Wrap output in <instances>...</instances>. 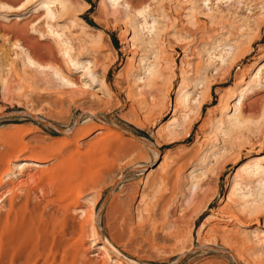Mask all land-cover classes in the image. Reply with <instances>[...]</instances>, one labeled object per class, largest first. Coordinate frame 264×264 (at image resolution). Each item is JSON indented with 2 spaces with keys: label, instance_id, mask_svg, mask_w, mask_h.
<instances>
[{
  "label": "rangeland",
  "instance_id": "obj_1",
  "mask_svg": "<svg viewBox=\"0 0 264 264\" xmlns=\"http://www.w3.org/2000/svg\"><path fill=\"white\" fill-rule=\"evenodd\" d=\"M7 2L0 0V4ZM246 3L69 0L70 13L57 30L68 38L71 56L90 74L86 77L83 67L74 71L68 67V72L63 56L58 63L61 69L56 68L78 85L86 83L82 90L88 91L86 101L98 108L96 116L123 135L105 138V149L100 146L99 151L88 148L97 129L84 139L77 136L83 127L102 123L88 120L71 96L64 95L62 106L51 105L66 88L34 82L43 76L36 75L33 65H25L28 60H24L33 57L31 51L21 50L16 46L20 42L4 30L5 25L30 20L35 5L15 15L0 14V115L30 110L47 122L22 115L0 120V175L8 160L13 165L36 156L47 162L37 169L56 167L57 172L53 182L47 178L31 182L0 203V264H21L20 257L29 264H115L114 257L107 259L100 251L91 223L82 231V219L73 212L81 203L96 211L103 237L134 264H264V175L249 170L244 176L249 181L242 179L231 194L237 167L264 154V73L255 78L264 64V0ZM145 6L150 25L134 10ZM31 28L28 24V33ZM45 38L56 46L54 39ZM45 70L50 72L48 67ZM152 72L160 76L148 92L139 86L148 82ZM103 77L112 97L106 91L99 102L93 92L99 93ZM195 82L203 90L187 87ZM182 83L192 108L190 120L184 118L185 108L174 113ZM245 92L248 106L242 110L238 105ZM171 120L175 125L163 132ZM168 130L179 136L173 140ZM47 145L54 149L45 151ZM129 148L135 152L124 157ZM180 164L187 166L178 178ZM151 168L158 174L165 170L173 174L174 192L149 182ZM193 168L202 182L189 175ZM17 173L12 167L0 189H12L21 178ZM68 185L80 186L98 200L97 207L86 198L72 203L73 195L61 199ZM213 247L229 254L208 250ZM96 253L103 258L94 257ZM232 254L238 255V263Z\"/></svg>",
  "mask_w": 264,
  "mask_h": 264
},
{
  "label": "bare ground",
  "instance_id": "obj_2",
  "mask_svg": "<svg viewBox=\"0 0 264 264\" xmlns=\"http://www.w3.org/2000/svg\"><path fill=\"white\" fill-rule=\"evenodd\" d=\"M102 1L107 3L108 0H102ZM205 1H207V0H205ZM218 1H221V0H218ZM248 1L255 2L256 0H243V2H245V3L248 2ZM68 3H69V0H8L7 3L0 4V14L7 13L9 15H15L17 13H21L23 11H27V9L30 8L29 7L30 4L35 5V11L33 12L32 15L29 16L30 17V20H28L26 22H23L21 24L12 23L10 26H6L5 25L4 26V30L5 31L6 30L7 31H10L12 33L13 37L16 38L20 42V43H17L16 46H18L21 50H24V48H27V49H29L31 51V55L33 57L32 58H31V56L27 57L24 61L28 60V63L25 62V65H28V67L33 65L34 67H36V72H35V73H37L36 75L37 76H43V77H40V79H35L34 78V82H43L45 84L51 85L52 87H58V88L59 87L60 88L62 87V89H63V87L66 88V90H63L61 92L62 95L59 94V96L61 95L60 97L58 96L59 98H57L56 100H54L53 102H51V105L61 104V106H62V105H64V100L66 99L64 95L71 96L70 97L71 100L73 102H78L79 105L81 106V108L83 109V111L88 115V118H89L88 120H94V119H96V120H98V121H100L102 123L101 125H99V124H96L95 125L94 124L91 127L88 126L89 128H86V129L83 127V129H84L83 131L84 132L83 133L80 132L81 134H79L78 136L76 134V136L78 137V139H84L85 137L89 136L92 133V129H94V128L97 129L96 132H94V134H93L94 135L93 137L95 138L94 139L95 141L92 142L91 144H89L88 145V148H89V151H91L93 149L94 150L97 149L96 151H99L101 147H102L101 150L102 149H105V148H103V147H105V145H104L105 143L102 144V142H104L103 140H105V138L107 139L108 137H110V138L111 137L112 138L113 137H116L117 139H121L123 137V135H122V132H120V130L116 129L111 124H109L106 121H104L103 118H100V117H97L96 116V111L97 112L99 111L98 108L96 109V108L93 107V105H92V102L93 101H91V100H90L91 102L86 101L89 96L87 97L85 94L88 93V91H86V90L83 91L82 90V88H87V84L86 83H83L82 85H78L74 80H72V78H68V76L66 77L64 75L65 73L63 74L62 73L63 71L61 72L59 70V69H61L58 66L59 59L63 56L65 58V60L67 61L68 65H69V66H67V64L65 65V66H67V69L69 67V69L71 71H74V70H77V69L83 67V74H84L85 71H87V73H85V76L86 77L87 76L89 77V74H90V71L86 70L87 69V66L86 65H84L83 63L77 61L75 58H73L71 56L70 53H71V50H73V49H72V46L70 45V42H69L68 38H63L62 34H60V32L57 30L58 24L60 22H63L64 21L62 18L65 17V16H67L68 13H70V8H69V4ZM147 8L148 7L145 6V7H142L141 9L140 8L139 9L138 8H135L134 9L137 14H139V15H141V16L144 17V19H145V25L148 24V22H147V16H146V9ZM153 23L149 27V30L154 27L153 26ZM28 24L32 25L31 31L29 33H28V30H27ZM216 24H220V23H216ZM148 25H150V23ZM85 26H87V25H85ZM30 34H32V35L33 34L34 35L40 34L44 38H42V37L41 38L40 37L39 38H35V37H32V36H29ZM45 37H49V38L54 39L55 40V43H56V46L53 45L50 42H46L47 41V38H45ZM39 41H45V42L44 43H41ZM62 59H60V60H62ZM57 66H58L59 69L56 68ZM47 67L49 68L50 72H47L45 70ZM263 68H264V64L257 71V74H255V78H261L262 77V75L264 73ZM69 69H68V72L70 71ZM198 69H199V67H198ZM198 69H197V71H198ZM183 74H185V72H182V75ZM68 75H70V74H68ZM159 76L160 75H158L156 72H154V73L152 72L150 74V76L148 77V82H146V81L143 82V85H141L139 87L141 89L142 88H145L146 91H148V92H152V88L158 84L157 83V79L159 78ZM26 78L27 79H30L28 77H26ZM94 80H95V77L93 76L91 78V83H94ZM80 81H81V78H80ZM80 81H78V82H80ZM183 85L184 84L182 83L180 85L178 91H177L178 98H177V100L175 102L174 113L177 114L181 110L183 111V108H185V116H184V118L186 120H190L191 114H192V108H191V105H189L187 103V100L185 99V97L187 96V94H186L187 91H186L185 86H183ZM187 87L190 88V89L193 88V91H196V92H198L200 90H203L201 87H199V85L196 82L194 84H190V85L188 84ZM126 88L128 89V87H126ZM108 89L109 88H108V83H107L106 77H103L100 80L99 93H94L93 92V95L96 96V98H97V100L99 102H102V100L100 99V96H99L101 93H105L106 91H108L110 93V97H112V94H111V92ZM88 90H90V89H88ZM123 90H124V88H123ZM141 95H143V94H141ZM246 96H247L246 95V92H245V94H242V102L238 105L240 107V109H242V110L245 109L248 106L246 104V102H245V100L247 99ZM201 97L198 98V100H199L198 105H199L200 108L203 106V101H204L203 100V97L202 98ZM70 98L68 97L67 99H70ZM195 100H197V99H194L193 101H195ZM94 102L96 103V101H94ZM171 105L172 104L169 103V106H171ZM238 106H237V104H234L233 107H235V109H237ZM163 108H166V105H164ZM16 114H17L16 116L22 115V116H25V117H28V118H31V119H34V120H37V121H40L42 123H46L47 124L46 121H44L43 119L39 118L37 115H35L34 113H32L30 110H28L27 112L16 113ZM5 118H9V117H1L0 120L1 119H5ZM48 125L51 126V127H53L50 124H48ZM173 125H175L174 120H171L170 122H167V124L165 125V127L163 129V132H166L167 131V128H170ZM60 132L63 133V134H65V135H71V133H72V131H60ZM75 133H76V131H75ZM167 134H168V137L169 136H173L174 137L173 140H175V138H177L179 136V135L175 134L173 132V130L172 131L171 130H168V133ZM16 137L18 138V136L15 135V139H16ZM126 139H128V138H126ZM107 140H105V142ZM138 141L143 142L144 140L138 139ZM8 142H10V139H9ZM121 142H123V141H121ZM10 143H8V144H10ZM64 144H66L65 141H64ZM133 146H135L134 145V142H133ZM135 147H137V149ZM135 147L134 148L136 150H140L141 149V147H140V145L138 143H137V145ZM134 148H129L126 151H124L123 152V156L126 157L131 152L132 153L135 152V149ZM25 149L26 148L21 149V152L25 151ZM50 149H54V147L52 148L51 146H48V145L45 147V151L46 150H50ZM154 149H155V152L158 153V149L156 147H154ZM41 159L40 158H37V156L36 157H30V158H22L18 162L13 163V165H12V160H8V162L6 164V167L5 168H2L1 167L3 170H2V173L0 175V184H2L3 180L10 175V171H11L12 167L16 171H18L17 175L18 176H21V178L18 179L17 183H15V185L13 186L12 189H9V188L2 189L3 187L0 189V203H3L4 202V200L8 196V194L15 192L17 189H20V188L22 189L23 187L25 189V186L26 185H29V183H31V182H34V183L36 182L37 183V181H38V183H39L40 180H42L43 178H47L49 181L53 182L52 180H54L55 177L57 178V176H56V173H57L56 172V167H52V168L50 167L51 168L50 170H39V169H37V168L45 167L47 165V162H45L44 160H41ZM191 160H190V162H191ZM185 163H187V162H185ZM162 164L166 165L167 164L166 163V160H164V162ZM184 166L185 165H182V164H180L178 166V168L176 170V174H177L178 178L181 175V172H182ZM32 167L36 168L37 171L31 170ZM249 170H251L252 172L257 171L258 175H260V176L264 175V154L257 155L256 158L251 159V160H248V161L242 163L241 165H239L237 167V172H236V175H235V178L236 179L234 180L233 185L231 187V194L232 195H234L236 193V191L239 189V187L241 185V180L242 179H244L245 181L247 180L246 178H244V176L247 173H249ZM156 171L157 170L154 169V168H151L150 169V173L147 176V179H149L150 176H152L153 179L150 180L149 182H151L152 184H157V183L158 184H163L166 187V189L164 188L165 190H167V187H168V188H171L172 189V192H174V190H175L174 189V185L172 187V183H174L173 182V174H171L168 170L163 171V173H160L159 172V174ZM195 171H197V170L195 168H193L191 170V172L189 173V175L191 176V178L193 180H199L200 178H202V177L198 176L197 174H195ZM257 173L255 175H257ZM66 175H68V174H66ZM238 178H240V181L238 180ZM118 179L120 180L121 179V176ZM200 180L202 182V179H200ZM118 181L116 180L114 182V184H116ZM247 181H249V180H247ZM242 185H244V184L242 183ZM115 186L116 185H114V187ZM60 190H61V188H60ZM170 190L168 189V192H170ZM71 195H73L72 203L73 202L78 203L80 200L86 198L87 201L88 200L89 201L90 200H93L92 201L93 202L92 203L93 206L94 207H97L98 200H95L93 197H91L90 195L86 194V192H84L80 186L79 187L76 186V187H73L72 188V187H69V185H68V188L66 187L65 189H63V191L61 192V194H60L59 197L61 199H63V200H67L68 197H70ZM164 195H166V194L165 193L163 194V196H162L163 198L162 199H164ZM167 195H168V193H167ZM175 195H176V193H175ZM51 201L52 200H49L48 202L50 203ZM25 203H26V201H25ZM84 206L85 205H83L82 203L81 204H78L77 207L75 208V210L73 211L78 217H80V219H82V222L81 223L79 222L80 225H81L82 231H84L86 224L91 223V229H92V232H93L94 240H95V242H96L97 245H100V248L99 249L107 257V259H112V257H114L115 258V262H114L115 264H134L133 262L127 261L125 258H123L122 255L111 245L110 241L107 240V239H105L103 237V235H102V233L100 232V229H99L100 227H98V225H96V223L98 221L97 220L98 215H97L96 211H93L90 208H88V209L86 208L85 209ZM160 208H164V205H162V207L160 206ZM224 214H226V213H224ZM79 233L81 234V232H78V235H80ZM81 235H80V237H81ZM83 235H82V238H83ZM80 237H78V238H80ZM13 250H14V248H13ZM191 250H192V248H190L188 251H191ZM208 250L214 251L213 248H208ZM12 256H13V254H12ZM94 257H96V258L97 257L98 258H100V257L103 258L100 255V253H96L94 255ZM232 257L238 263V260H239L238 255L232 254ZM11 260H12V258H11ZM22 260H23V262H22ZM26 260H28V259L26 258ZM18 261L21 264H27L29 262V261L28 262L27 261L24 262V259L22 257H20L18 259ZM102 264H104V263H102Z\"/></svg>",
  "mask_w": 264,
  "mask_h": 264
},
{
  "label": "water",
  "instance_id": "obj_3",
  "mask_svg": "<svg viewBox=\"0 0 264 264\" xmlns=\"http://www.w3.org/2000/svg\"><path fill=\"white\" fill-rule=\"evenodd\" d=\"M13 115H17V114L15 112H13V113H5V114H1L0 118L1 117H10V116H13ZM213 249H214V251L228 254V252L226 250H221V249H217V248H214V247H213Z\"/></svg>",
  "mask_w": 264,
  "mask_h": 264
}]
</instances>
